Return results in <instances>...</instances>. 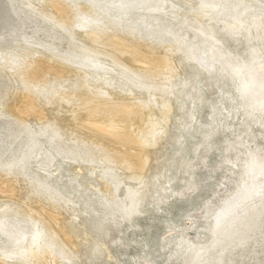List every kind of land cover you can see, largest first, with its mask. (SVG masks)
<instances>
[{"label":"bare ground","instance_id":"1","mask_svg":"<svg viewBox=\"0 0 264 264\" xmlns=\"http://www.w3.org/2000/svg\"><path fill=\"white\" fill-rule=\"evenodd\" d=\"M205 2L219 7L202 10L201 0H0V264H78L74 243L87 239L86 226L84 234L76 230L82 215L97 232L95 253L110 225L164 213L173 176L145 174L149 148L174 107L184 115L174 118L191 125L211 80L228 102L211 103V116L229 127L227 116L241 110L242 122H259L262 0ZM230 143L222 140L223 149ZM262 158L263 145L247 150L237 182L207 213L203 240L183 247L170 241L178 264H264L261 202L248 200ZM189 161L180 155L178 172ZM183 179L191 191L196 182Z\"/></svg>","mask_w":264,"mask_h":264},{"label":"rangeland","instance_id":"2","mask_svg":"<svg viewBox=\"0 0 264 264\" xmlns=\"http://www.w3.org/2000/svg\"><path fill=\"white\" fill-rule=\"evenodd\" d=\"M243 46L244 43L241 42L240 46L236 47V51L240 52ZM240 57L246 59L245 53ZM70 83V81H61L64 87L69 86ZM212 83L211 80L212 90L203 87L207 101L196 106V118L191 125L184 128L181 125L184 121L174 118L183 115L182 111L174 107L169 120L163 122L166 131L161 134L157 144L149 148L150 157L145 174L150 177L156 170H161L173 176L171 190L174 194L168 193L171 198L164 205L165 212H143L137 220H133L132 226L110 225L107 236L103 237V234L101 236V240L105 243L104 249L102 247L95 253H91V248L93 241L98 238L97 232L91 228L88 221H82V215L76 230H80L79 234H84L81 227L86 226L87 239L79 236L74 243V250L79 257L78 264H178L176 259L178 251L175 250L177 247L170 241H180L178 247H183L206 237L207 213L216 207L237 182L238 172L247 150L264 146V116L256 114L255 117L259 122L249 121L250 125H248L239 119L240 110L235 117L227 116L226 122L230 126L224 127L223 121L213 114L210 115L211 103H218L221 100L228 103L221 98L222 93ZM228 109L230 108L226 106L224 111ZM156 113L158 114L157 111ZM252 133L254 138L250 140ZM180 134L184 136L178 144L176 140ZM225 139L231 142L226 150L223 149L222 144V140ZM176 149L179 153L174 152ZM183 154L189 156L190 161L185 172H178L176 167L180 155ZM235 156L238 158L234 159ZM164 177L165 173L159 178ZM185 177H192L196 182V184L193 182L191 191L183 188ZM149 189L153 190L152 187ZM150 198L148 193L144 204ZM60 216L67 220L68 213L63 212ZM169 229L172 231H168ZM141 241L145 244L143 247L147 255L143 258L146 261L141 258L138 250ZM108 250L110 253L107 252ZM261 256L259 255V258Z\"/></svg>","mask_w":264,"mask_h":264},{"label":"snow or ice","instance_id":"3","mask_svg":"<svg viewBox=\"0 0 264 264\" xmlns=\"http://www.w3.org/2000/svg\"><path fill=\"white\" fill-rule=\"evenodd\" d=\"M202 10H207L209 8H218L219 5L216 4H210L205 2V0H201V4L199 6ZM260 24L259 27L261 30H264V0H262L261 4V15L259 17ZM243 25H241V28ZM260 90H261V103H260V112L262 116H264V65H262L261 68V80L259 84ZM251 156V154H250ZM256 167V162H255V157H251V162L248 165L249 172L250 174L255 175L254 169ZM258 175L260 177V183L258 188H253L250 192V195L248 197V200L250 202H254V199L256 197L259 198L261 202V219L262 222H264V158L261 159V162L259 164V172ZM217 221V228H220L223 224V217L222 216H217L216 217Z\"/></svg>","mask_w":264,"mask_h":264}]
</instances>
